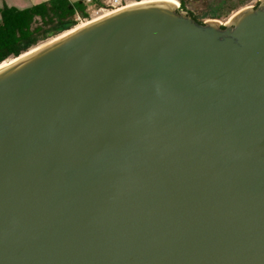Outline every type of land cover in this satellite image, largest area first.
Masks as SVG:
<instances>
[{"label":"water","instance_id":"obj_1","mask_svg":"<svg viewBox=\"0 0 264 264\" xmlns=\"http://www.w3.org/2000/svg\"><path fill=\"white\" fill-rule=\"evenodd\" d=\"M36 49L0 68V264H264V0Z\"/></svg>","mask_w":264,"mask_h":264},{"label":"trees","instance_id":"obj_2","mask_svg":"<svg viewBox=\"0 0 264 264\" xmlns=\"http://www.w3.org/2000/svg\"><path fill=\"white\" fill-rule=\"evenodd\" d=\"M95 3L102 6L101 0ZM181 5L184 8L183 3ZM188 14L203 23L192 13ZM78 16L89 19L86 0H49L24 9L4 5L0 8V63L73 29L78 24Z\"/></svg>","mask_w":264,"mask_h":264},{"label":"rangeland","instance_id":"obj_3","mask_svg":"<svg viewBox=\"0 0 264 264\" xmlns=\"http://www.w3.org/2000/svg\"><path fill=\"white\" fill-rule=\"evenodd\" d=\"M151 1H167V0H124L123 1V8L145 3V2H151ZM177 4V9L182 12H190L193 15H195L198 19L202 20L203 22H210L214 21L220 26H226L230 24L233 20V17L241 10L246 8H252L254 7L258 2L261 0H175ZM221 2L224 3V5L220 6ZM183 7L182 8V4ZM99 6H94L93 8L88 9L89 13V19L84 20L82 24H79L78 26L74 27L73 29L77 27H81L99 17H102L104 15H107L111 12L109 11H99ZM234 9V10H232ZM67 32H64L60 34L57 37L51 38L45 42H41L38 46L32 48L30 51L35 50L36 48L42 47L61 35L65 34ZM29 51V52H30ZM15 58H9L3 63H10ZM3 63H0L3 64Z\"/></svg>","mask_w":264,"mask_h":264},{"label":"crops","instance_id":"obj_4","mask_svg":"<svg viewBox=\"0 0 264 264\" xmlns=\"http://www.w3.org/2000/svg\"><path fill=\"white\" fill-rule=\"evenodd\" d=\"M45 1H49V0H0V8H2L4 5H8V6L17 7L19 9H24ZM70 1H78V0H70ZM95 2H100V0H94L93 4L88 5V9L93 8L94 6H98L96 5Z\"/></svg>","mask_w":264,"mask_h":264},{"label":"built area","instance_id":"obj_5","mask_svg":"<svg viewBox=\"0 0 264 264\" xmlns=\"http://www.w3.org/2000/svg\"><path fill=\"white\" fill-rule=\"evenodd\" d=\"M102 1V6H100L99 11H115L118 9L123 8V1L124 0H101ZM86 3L88 5L93 4V0H86ZM84 20H88L87 18H81V17H77V21L78 24L76 26H78L79 24H82V22Z\"/></svg>","mask_w":264,"mask_h":264},{"label":"bare ground","instance_id":"obj_6","mask_svg":"<svg viewBox=\"0 0 264 264\" xmlns=\"http://www.w3.org/2000/svg\"><path fill=\"white\" fill-rule=\"evenodd\" d=\"M165 2H170V3H172V4H177V2L175 1V0H167V1H165ZM82 27V26H81ZM81 27H77V28H81ZM58 38H60V37H58ZM35 50H37V49H35ZM13 62V61H12ZM7 65V63H3V64H1L0 65V68H2V67H4V66H6Z\"/></svg>","mask_w":264,"mask_h":264}]
</instances>
